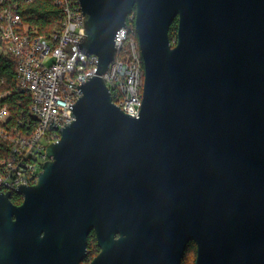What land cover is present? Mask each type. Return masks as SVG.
<instances>
[{"label":"water","instance_id":"water-1","mask_svg":"<svg viewBox=\"0 0 264 264\" xmlns=\"http://www.w3.org/2000/svg\"><path fill=\"white\" fill-rule=\"evenodd\" d=\"M79 1L97 70L37 182L0 194V264H81L91 231L89 264H181L190 240L194 264H264V0ZM133 12L137 117L103 77Z\"/></svg>","mask_w":264,"mask_h":264},{"label":"built area","instance_id":"built-area-1","mask_svg":"<svg viewBox=\"0 0 264 264\" xmlns=\"http://www.w3.org/2000/svg\"><path fill=\"white\" fill-rule=\"evenodd\" d=\"M14 1L0 0V54L14 58L18 89L31 95L29 111L36 118L13 138V156L0 169V194L37 182L48 159L47 146L58 141L60 130L74 119L72 110L83 94L81 85L96 73L99 61L97 55L81 48L86 27L79 0H54L60 7V23L49 37L23 21ZM134 19V13L130 14L126 26L117 31L115 57L103 77L113 103L137 117L143 100L144 65L138 38L132 36L135 26L129 25ZM11 93H0L1 124L12 119L6 103ZM12 132L0 128V137Z\"/></svg>","mask_w":264,"mask_h":264},{"label":"trees","instance_id":"trees-1","mask_svg":"<svg viewBox=\"0 0 264 264\" xmlns=\"http://www.w3.org/2000/svg\"><path fill=\"white\" fill-rule=\"evenodd\" d=\"M14 6L16 13L21 15L23 21L31 28L36 29L37 33L41 36L49 37L51 33L59 28L60 7L54 0H31L29 2L26 0H15ZM129 25L134 27V20H132ZM177 25L178 20L176 18L172 22L169 30V36L172 42H175L177 38ZM132 36L138 38L135 30L132 32ZM6 91L12 92L6 99V103H8L12 113V119L7 124L0 123V128H6L10 132H13L10 133V136L7 138L0 137V169L3 166V162H8L13 156V138L18 135L20 131H25L27 126L31 125L32 118H34L29 111L31 95L28 92L18 89L14 58L10 54H0V93ZM20 121L23 123V126L19 125ZM15 127H18L17 131L13 130ZM11 199L15 204H20L22 202V197L15 193L12 195ZM193 246L196 247V243ZM98 252L99 247L96 245L95 234L91 231L88 236V256L84 264H88ZM191 260L192 262L189 263L190 259L187 257L181 264H193V257Z\"/></svg>","mask_w":264,"mask_h":264},{"label":"flooded vegetation","instance_id":"flooded-vegetation-1","mask_svg":"<svg viewBox=\"0 0 264 264\" xmlns=\"http://www.w3.org/2000/svg\"><path fill=\"white\" fill-rule=\"evenodd\" d=\"M93 233L95 234V232L93 231ZM95 238H96V235H95ZM195 244V241L194 240H190L188 243H187V247H186V250H185V253H184V256L182 258V261H185L187 257H189L190 254H192V257L194 259V262L193 264L195 263V259H196V247H194L193 245ZM96 245H97V241H96ZM88 250V249H87ZM100 250V249H99ZM195 254V256H194ZM87 256H88V251H87ZM87 256L84 258V260L81 262V264H84V261L86 260ZM94 258V257H93ZM92 258V259H93ZM91 259V260H92ZM90 260V261H91ZM89 261V263H90ZM181 261V262H182ZM88 263V264H89Z\"/></svg>","mask_w":264,"mask_h":264},{"label":"rangeland","instance_id":"rangeland-1","mask_svg":"<svg viewBox=\"0 0 264 264\" xmlns=\"http://www.w3.org/2000/svg\"><path fill=\"white\" fill-rule=\"evenodd\" d=\"M95 256L96 255H94L93 257H95ZM189 259H190L189 263L192 262V260H191L192 259V254L189 255Z\"/></svg>","mask_w":264,"mask_h":264}]
</instances>
